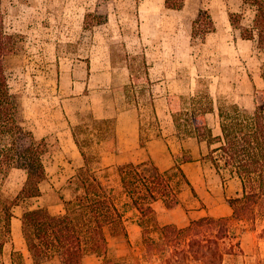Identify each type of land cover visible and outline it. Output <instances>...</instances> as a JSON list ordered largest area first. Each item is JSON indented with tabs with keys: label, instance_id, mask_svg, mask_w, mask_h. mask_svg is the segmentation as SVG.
I'll use <instances>...</instances> for the list:
<instances>
[{
	"label": "rangeland",
	"instance_id": "1",
	"mask_svg": "<svg viewBox=\"0 0 264 264\" xmlns=\"http://www.w3.org/2000/svg\"><path fill=\"white\" fill-rule=\"evenodd\" d=\"M3 6L8 31L24 39L21 50L6 60L10 85L21 98L25 126L39 139L45 138L50 148L43 193L14 207L13 221L19 223L21 232L13 236L12 230L0 264H37L22 232L24 212L47 208L54 215L63 214L66 202L82 193L76 179L85 159L73 137V128L79 125V138L94 159L92 169L113 189L128 232L108 229V249L101 253L89 249L85 264H152L144 257L142 225L159 239L158 226L184 227L202 217L232 215L228 199L242 196L241 181L226 170L222 178L211 161L203 158L209 152L206 143L178 137L170 113L184 107V98L197 90H209L214 96L216 110L207 117L215 134L221 132L220 106L237 103L254 111L255 91L264 86V48L256 40H244L230 23L231 12L243 11V0H186L181 10L168 8L165 0H3ZM205 12L215 29L194 39L193 24ZM244 13L242 24L249 26L254 12L246 8ZM145 58L152 64L162 62L157 68L171 81L169 107H164L161 124L153 110ZM111 75L118 77L115 84H110ZM129 77L127 105L121 103L125 99L121 85ZM155 91L159 93L158 88ZM125 108L139 109L143 121L139 135L134 132L133 137L126 121L117 126L115 116ZM100 120L105 121L103 132L97 126H102L96 122ZM160 137L165 140L160 158L166 164L170 161L173 166L174 157L181 160L184 151L195 159L183 168L198 196L187 186L181 205L172 212L159 202L154 216L142 218L121 185L118 167L155 162L140 145ZM26 179V172L19 169L0 173V198L12 201ZM231 229L239 237L241 251L227 255L225 264H264V207L254 223L233 222ZM38 264L63 263L59 255H53Z\"/></svg>",
	"mask_w": 264,
	"mask_h": 264
},
{
	"label": "trees",
	"instance_id": "2",
	"mask_svg": "<svg viewBox=\"0 0 264 264\" xmlns=\"http://www.w3.org/2000/svg\"><path fill=\"white\" fill-rule=\"evenodd\" d=\"M141 0H138L140 2ZM186 0H165L168 8L181 10ZM243 11L231 12L230 23L244 40H256L264 48V0H243ZM252 9L254 17L249 26H243L244 10ZM88 23V16H87ZM206 26L205 30H201ZM215 26L209 14L201 13L193 24V38L205 36ZM23 36L7 29L3 0H0V173L14 169L26 172L27 179L12 201L0 198V255L12 235L14 207L20 202L41 197L42 184L47 180L46 155L49 143L39 139L25 126L21 98L11 88L6 60L21 50ZM146 81L152 84L150 65L145 58ZM264 79V67L262 70ZM134 81V80H133ZM184 107L171 109L178 137H191L206 143L209 152L203 158L211 161L218 173L223 170L242 183L243 194L228 199L231 216H211L193 220L189 225L158 226L159 239L152 236L149 227L143 226L145 258L152 264H225L227 255L241 251L238 235L232 231L233 222H255L264 207V86L255 91V109L252 113L237 103L219 107L220 130L215 134L208 115L215 112L212 93L196 91L184 98ZM172 108V103L170 102ZM103 132L105 121H96ZM73 128V137L85 165L77 175L82 193L66 202V212L54 215L47 208L26 210L22 216V232L35 263L59 255L63 264H85L90 249L101 253L108 249L107 230L128 235L124 214L119 208L112 188L92 169L91 159ZM82 129V128H81ZM184 151L181 160L174 157V165L162 170L151 160L129 162L118 167L121 185L142 218L156 214L155 204L163 202L172 210L181 205V194L191 183L183 165L195 161ZM227 240L230 244L226 245ZM16 264V263H11Z\"/></svg>",
	"mask_w": 264,
	"mask_h": 264
},
{
	"label": "crops",
	"instance_id": "3",
	"mask_svg": "<svg viewBox=\"0 0 264 264\" xmlns=\"http://www.w3.org/2000/svg\"><path fill=\"white\" fill-rule=\"evenodd\" d=\"M162 62H155L154 64L149 63L150 65V78L152 81V91H151V95H153V110L155 113V117L156 119L159 120L160 124H161V119L163 117V115H166V111L164 109L165 105L168 104L169 107V102L167 101L168 95H169V87L171 86L170 83L171 81L169 79H167V75L164 74L163 71L159 70V68H157L158 65H161ZM163 65V64H162ZM110 84L116 82V80H118L117 75H111L110 77ZM129 81L123 83V85H121V88L123 89V96L125 99L121 100L122 104H127L129 105V101H128V97L129 94L127 93V86L129 83H131V77L128 78ZM85 87H87V85H85ZM156 88V89H155ZM157 88L159 89V93H156L155 90H157ZM163 90V91H162ZM122 93V92H121ZM137 111H139V109H136ZM135 112V110H131L130 108H125L122 110H119V112H117L115 118H116V124L117 126L120 124H123L125 121L127 123H129V125L131 126V128L133 129V137H134V132L135 134L139 135V131L142 128L143 125V121L139 115V112ZM136 114V115H135ZM171 115V113H170ZM119 128V127H118ZM163 129L162 125L159 127V131L161 132V130ZM136 139V137H135ZM75 141V140H74ZM165 140H163L162 137L160 138H152L149 139L146 142V145H140L142 146L144 149H147L148 152H150V158H152L153 160H155L156 164L162 169V170H166L169 169L172 165H170V161L169 163H165L163 162V160H161L160 156H161V150L162 149V144H164ZM156 147H159V149H155ZM155 150H159L158 153L155 152ZM185 165V164H184ZM159 203V202H158ZM156 206V204H155ZM156 209V207H155ZM173 210V209H172ZM172 210L170 212H172ZM12 230H13V236H16V234H20L21 232V227L19 225L18 222L13 221V226H12Z\"/></svg>",
	"mask_w": 264,
	"mask_h": 264
}]
</instances>
